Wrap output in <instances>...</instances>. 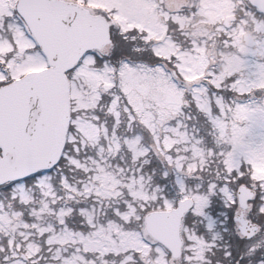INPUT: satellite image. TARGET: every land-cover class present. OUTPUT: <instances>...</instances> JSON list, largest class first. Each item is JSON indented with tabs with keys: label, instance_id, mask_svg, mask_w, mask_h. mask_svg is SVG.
I'll return each mask as SVG.
<instances>
[{
	"label": "snow or ice",
	"instance_id": "snow-or-ice-1",
	"mask_svg": "<svg viewBox=\"0 0 264 264\" xmlns=\"http://www.w3.org/2000/svg\"><path fill=\"white\" fill-rule=\"evenodd\" d=\"M0 264H264V0H0Z\"/></svg>",
	"mask_w": 264,
	"mask_h": 264
}]
</instances>
